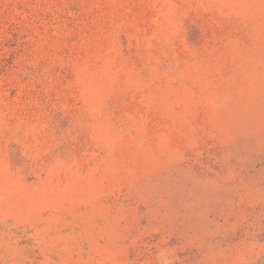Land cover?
<instances>
[{
  "label": "rangeland",
  "instance_id": "rangeland-1",
  "mask_svg": "<svg viewBox=\"0 0 264 264\" xmlns=\"http://www.w3.org/2000/svg\"><path fill=\"white\" fill-rule=\"evenodd\" d=\"M0 264H264V0H0Z\"/></svg>",
  "mask_w": 264,
  "mask_h": 264
}]
</instances>
